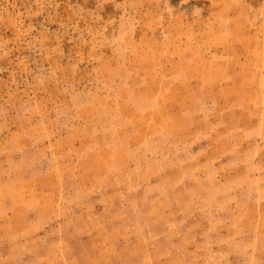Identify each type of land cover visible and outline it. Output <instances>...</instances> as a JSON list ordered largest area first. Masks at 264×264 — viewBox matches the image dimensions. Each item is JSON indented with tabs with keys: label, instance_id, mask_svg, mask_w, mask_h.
Segmentation results:
<instances>
[{
	"label": "rangeland",
	"instance_id": "rangeland-1",
	"mask_svg": "<svg viewBox=\"0 0 264 264\" xmlns=\"http://www.w3.org/2000/svg\"><path fill=\"white\" fill-rule=\"evenodd\" d=\"M0 264H264V0H0Z\"/></svg>",
	"mask_w": 264,
	"mask_h": 264
}]
</instances>
